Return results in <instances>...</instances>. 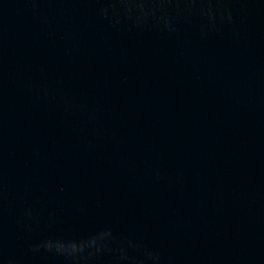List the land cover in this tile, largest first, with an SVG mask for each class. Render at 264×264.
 <instances>
[{
    "label": "water",
    "instance_id": "1",
    "mask_svg": "<svg viewBox=\"0 0 264 264\" xmlns=\"http://www.w3.org/2000/svg\"><path fill=\"white\" fill-rule=\"evenodd\" d=\"M0 264H264V0H0Z\"/></svg>",
    "mask_w": 264,
    "mask_h": 264
}]
</instances>
